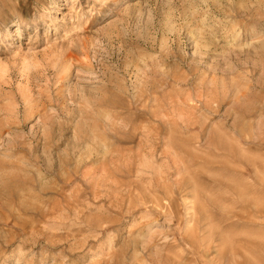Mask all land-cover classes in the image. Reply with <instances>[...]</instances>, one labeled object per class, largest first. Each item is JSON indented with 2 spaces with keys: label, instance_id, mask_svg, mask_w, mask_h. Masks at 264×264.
Listing matches in <instances>:
<instances>
[{
  "label": "rangeland",
  "instance_id": "1",
  "mask_svg": "<svg viewBox=\"0 0 264 264\" xmlns=\"http://www.w3.org/2000/svg\"><path fill=\"white\" fill-rule=\"evenodd\" d=\"M0 264H264V0H0Z\"/></svg>",
  "mask_w": 264,
  "mask_h": 264
}]
</instances>
